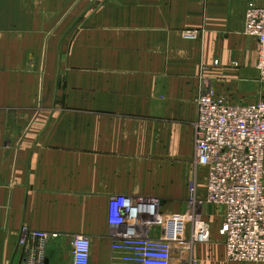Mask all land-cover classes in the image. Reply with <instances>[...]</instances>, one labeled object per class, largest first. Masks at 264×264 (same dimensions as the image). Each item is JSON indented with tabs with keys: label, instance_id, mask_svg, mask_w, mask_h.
I'll use <instances>...</instances> for the list:
<instances>
[{
	"label": "crops",
	"instance_id": "crops-1",
	"mask_svg": "<svg viewBox=\"0 0 264 264\" xmlns=\"http://www.w3.org/2000/svg\"><path fill=\"white\" fill-rule=\"evenodd\" d=\"M250 1L264 6L94 0L86 15L80 0L70 20L69 0H60L65 17L53 35L54 0H0V264H25L24 225L49 234L44 264H73L77 235L92 242L90 264H119L108 223L114 195L155 194L163 212L177 213L169 202L193 164L204 84L234 103L264 98L257 40L243 32ZM59 76L66 84L52 85ZM201 207L210 240L174 264H264L228 259L223 208Z\"/></svg>",
	"mask_w": 264,
	"mask_h": 264
},
{
	"label": "built area",
	"instance_id": "built-area-1",
	"mask_svg": "<svg viewBox=\"0 0 264 264\" xmlns=\"http://www.w3.org/2000/svg\"><path fill=\"white\" fill-rule=\"evenodd\" d=\"M243 32L257 40V68L264 76V6L248 3ZM183 35L194 39L198 32L188 30ZM197 107L188 209L166 213L158 198L128 194L110 198L108 223L119 264H174L181 250L209 241L211 226L197 210L205 203L224 210L220 233L228 259L264 263V99L230 102L205 83ZM201 169L207 173L206 196L198 199L194 183ZM48 237L27 225L21 228L25 264H44ZM91 249L88 236H74L73 264H90Z\"/></svg>",
	"mask_w": 264,
	"mask_h": 264
},
{
	"label": "rangeland",
	"instance_id": "rangeland-1",
	"mask_svg": "<svg viewBox=\"0 0 264 264\" xmlns=\"http://www.w3.org/2000/svg\"><path fill=\"white\" fill-rule=\"evenodd\" d=\"M77 1L80 2V0H69V3H68V15H69V19L71 20V17L73 15V9L76 8V5H77ZM94 0H84V3H85V6L86 8L88 7V11L86 9V15L89 13V10L91 11V7H92V3H93ZM96 1V0H95ZM98 4H101V5H108L109 4V0H97ZM54 9L51 10V15H52V30H51V33L54 35V33L56 32H60L61 29H60V21L62 19V17H65V12L64 13H57L56 11V8H59L60 7V0H54ZM48 20V19H47ZM50 23V22H49ZM50 31V30H49ZM185 31H188V30H185ZM183 31V34L184 32ZM47 32V31H46ZM71 32V30H70ZM55 46V45H54ZM52 46L50 47V50L49 52H54L55 50V47ZM44 48V51L47 52L48 50L46 49L45 45L43 46ZM71 48V47H70ZM38 56L42 57L44 56V52H43V49L42 51H38ZM50 81L52 83V85H58V86H61L62 83L63 84H66V78L65 77H51L50 78ZM55 99V97H54ZM56 99H59L60 98H56ZM264 99V98H262ZM193 173H194V170L192 168V166H189V175H188V178L186 179V181L184 182V184H182V187L180 189V192L178 193V196L177 197H171V200L168 204L170 206V209L172 211H175L177 213L179 212H184L185 208L188 206V204L191 202V199H192V196H193V192H192V186H193ZM206 171H200L198 174H197V179H196V182L194 183V186L196 188V192H195V195L198 199H203V196L205 195V187H206ZM204 190V191H202ZM165 192H167V190H165ZM145 198H158L160 201H161V196H156L155 194H150V195H147ZM165 199H167V197H164ZM163 198V199H164ZM202 208L203 207H197V210L199 212L202 211Z\"/></svg>",
	"mask_w": 264,
	"mask_h": 264
}]
</instances>
